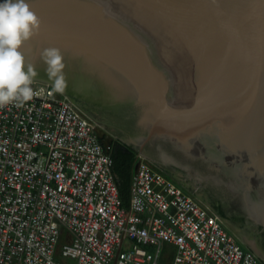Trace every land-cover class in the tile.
Listing matches in <instances>:
<instances>
[{"label":"water","instance_id":"1","mask_svg":"<svg viewBox=\"0 0 264 264\" xmlns=\"http://www.w3.org/2000/svg\"><path fill=\"white\" fill-rule=\"evenodd\" d=\"M27 2L42 21L21 49L34 81L51 86L41 53L59 48L69 101L243 218L234 232L264 261V0Z\"/></svg>","mask_w":264,"mask_h":264},{"label":"built area","instance_id":"2","mask_svg":"<svg viewBox=\"0 0 264 264\" xmlns=\"http://www.w3.org/2000/svg\"><path fill=\"white\" fill-rule=\"evenodd\" d=\"M0 108V264H264L226 224L140 158L129 205L112 147L63 94Z\"/></svg>","mask_w":264,"mask_h":264},{"label":"clouds","instance_id":"3","mask_svg":"<svg viewBox=\"0 0 264 264\" xmlns=\"http://www.w3.org/2000/svg\"><path fill=\"white\" fill-rule=\"evenodd\" d=\"M42 21L27 0H4L0 3V108L22 107L36 95L32 85L38 72L26 62L21 49L41 30ZM53 94L67 90L66 64L59 48L41 53Z\"/></svg>","mask_w":264,"mask_h":264},{"label":"trees","instance_id":"4","mask_svg":"<svg viewBox=\"0 0 264 264\" xmlns=\"http://www.w3.org/2000/svg\"><path fill=\"white\" fill-rule=\"evenodd\" d=\"M73 100L76 102V104L82 105L91 112L95 111V109L88 106L85 102L78 99ZM108 134L109 133L106 130L104 135L101 136L102 142H105V138L108 136ZM109 144L112 147L111 157L114 161L113 173L124 205L127 207L129 205L134 169L139 162V157L136 151L126 146L116 138H112ZM154 163L168 176L169 179L175 182L186 193H188L191 197L195 198L199 202H202V204H204V206H206V208H208L211 212L217 214L224 221L229 231L234 234L235 238H237V240L240 239V236H236L234 230H244L245 222L243 218L237 217L231 211L226 209L223 203L218 198L209 194L206 190H200L197 185L193 184L192 181L185 177V174L183 172L171 167L164 166L160 162ZM260 245L264 250V231L260 234Z\"/></svg>","mask_w":264,"mask_h":264},{"label":"rangeland","instance_id":"5","mask_svg":"<svg viewBox=\"0 0 264 264\" xmlns=\"http://www.w3.org/2000/svg\"><path fill=\"white\" fill-rule=\"evenodd\" d=\"M97 130H98V132H99V134L102 136V135H104V129L102 130L98 125H97ZM109 133V132H108ZM112 138H116V139H118L116 136L114 137L113 135H111L110 133L108 134V136L105 138V142L106 143H109L111 140H112ZM119 140V139H118ZM139 157V156H138ZM139 160H140V157H139ZM149 162H151L150 160H148ZM152 163V162H151ZM152 164H154V163H152ZM228 229V228H227ZM229 230V229H228ZM230 232V231H229ZM231 233V232H230ZM232 234V233H231ZM233 236H234V234H232ZM235 237V236H234ZM236 241L238 242V244L243 248V249H245V250H248V248H247V246L246 245H244L241 241H239V240H237L236 239ZM175 254H176V248L175 247H173V246H170V245H168V244H166V243H163V245H162V248H161V253H160V259H159V261L161 262V263H166V264H170L172 261L170 260V261H166V259H167V257H170V258H172V257H174L175 256ZM62 261H64V262H67L68 264H73V262L72 261H70V260H62Z\"/></svg>","mask_w":264,"mask_h":264},{"label":"flooded vegetation","instance_id":"6","mask_svg":"<svg viewBox=\"0 0 264 264\" xmlns=\"http://www.w3.org/2000/svg\"><path fill=\"white\" fill-rule=\"evenodd\" d=\"M84 112L85 114L95 123L97 122L99 124V127L101 125V129L103 130V128H105L103 125H109L110 130L109 132L113 131L115 129V125L113 124L112 119L107 115V113H103V112H91L90 110L86 109L85 107H83L82 105L77 104ZM109 122V123H107ZM103 125H102V124ZM107 123V124H106ZM107 128H105L103 131L104 133L106 132Z\"/></svg>","mask_w":264,"mask_h":264},{"label":"crops","instance_id":"7","mask_svg":"<svg viewBox=\"0 0 264 264\" xmlns=\"http://www.w3.org/2000/svg\"><path fill=\"white\" fill-rule=\"evenodd\" d=\"M237 236V235H236ZM237 239V238H236ZM248 250H250V249H248ZM252 251V250H251ZM252 252H254V251H252ZM256 255V254H255ZM257 256V255H256ZM260 258V257H259ZM261 259V258H260ZM262 260V259H261ZM262 262L264 263V261L262 260Z\"/></svg>","mask_w":264,"mask_h":264}]
</instances>
